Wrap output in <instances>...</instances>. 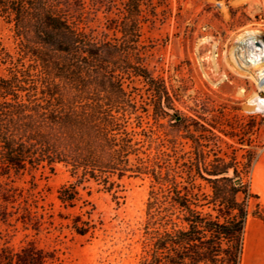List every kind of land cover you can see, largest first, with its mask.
<instances>
[{
    "label": "trees",
    "instance_id": "obj_1",
    "mask_svg": "<svg viewBox=\"0 0 264 264\" xmlns=\"http://www.w3.org/2000/svg\"><path fill=\"white\" fill-rule=\"evenodd\" d=\"M169 6L170 0H0V20L17 48L13 56L0 47L7 67L0 77L2 224L34 233L52 226L34 175L57 164L73 180L57 190L67 211L57 217L80 237L101 226L83 192L89 197L95 188L116 201L123 180L148 178L138 264H241L249 216L264 224L248 179L256 158L227 159L213 131L194 123L193 133L194 121L175 113L164 86L137 58L142 25L168 17ZM127 77L151 89L146 121L126 90ZM25 175L29 187L15 186L12 179ZM0 264L57 258L29 240L15 248L5 242Z\"/></svg>",
    "mask_w": 264,
    "mask_h": 264
},
{
    "label": "rangeland",
    "instance_id": "obj_2",
    "mask_svg": "<svg viewBox=\"0 0 264 264\" xmlns=\"http://www.w3.org/2000/svg\"><path fill=\"white\" fill-rule=\"evenodd\" d=\"M169 9L168 17L159 16L154 23L142 25L137 58L148 74L164 86L175 113L194 121L193 133L197 129L194 123L213 131L219 137L220 153L227 159L244 163L257 158L264 147V112L249 100L254 94L264 99V92L258 91L253 78L235 69L231 52L242 37L251 40L258 36L264 45V0H170ZM101 24L91 26L100 29ZM0 47L16 56L14 36L1 20ZM262 71L254 73L259 75ZM6 75L7 67L0 61V77ZM125 86L146 121L153 99L151 89L141 79L129 77ZM253 178L252 168L248 177L251 188ZM12 180L15 186L28 188L31 177ZM34 181L42 197L39 204L53 214L52 226L45 225L34 233L12 221L9 225L0 222V246L7 242L15 248L29 240L39 248L53 251L57 264H138L148 178L123 180L122 198L116 201L95 188L89 197L83 192V197L95 207L94 219L101 221L91 238L75 235L65 227L67 222L57 217L60 212L67 213L56 198L57 190L73 181L67 168L57 164L52 173L41 170L34 175ZM256 204L257 201H250V212ZM75 212L77 209L72 210Z\"/></svg>",
    "mask_w": 264,
    "mask_h": 264
},
{
    "label": "bare ground",
    "instance_id": "obj_3",
    "mask_svg": "<svg viewBox=\"0 0 264 264\" xmlns=\"http://www.w3.org/2000/svg\"><path fill=\"white\" fill-rule=\"evenodd\" d=\"M250 39L248 40L246 37H242L241 40L236 42L237 46L231 52V60L236 70L242 75H249V77L253 78L258 91L264 92V45L261 46V41L258 36H252ZM257 70L263 71L257 75L254 73ZM249 103L259 107L264 112V99H261L257 94L251 97ZM251 230L252 220L248 223V233H251ZM248 241L249 235L246 236V246Z\"/></svg>",
    "mask_w": 264,
    "mask_h": 264
},
{
    "label": "crops",
    "instance_id": "obj_4",
    "mask_svg": "<svg viewBox=\"0 0 264 264\" xmlns=\"http://www.w3.org/2000/svg\"><path fill=\"white\" fill-rule=\"evenodd\" d=\"M252 190L259 197L264 210V147L253 165ZM252 220V230L248 233V223ZM249 241L246 246V236ZM241 264H264V224L260 220L249 218L246 223Z\"/></svg>",
    "mask_w": 264,
    "mask_h": 264
}]
</instances>
